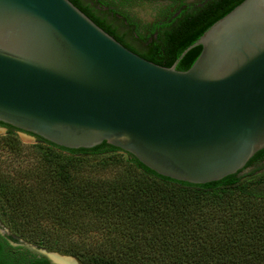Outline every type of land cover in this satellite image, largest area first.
<instances>
[{
    "label": "water",
    "instance_id": "obj_1",
    "mask_svg": "<svg viewBox=\"0 0 264 264\" xmlns=\"http://www.w3.org/2000/svg\"><path fill=\"white\" fill-rule=\"evenodd\" d=\"M0 122L66 148L106 141L180 181L234 174L264 148V0H242L171 66L128 49L70 0H0Z\"/></svg>",
    "mask_w": 264,
    "mask_h": 264
},
{
    "label": "trees",
    "instance_id": "obj_2",
    "mask_svg": "<svg viewBox=\"0 0 264 264\" xmlns=\"http://www.w3.org/2000/svg\"><path fill=\"white\" fill-rule=\"evenodd\" d=\"M70 1L128 49L171 66L242 0H173L179 1L178 14L158 23L155 30L141 28L127 9L138 0ZM200 51V45L190 48L176 68L188 69ZM0 125L7 128L10 142L19 129ZM33 136L44 146L41 185L30 194L32 188L2 179L0 207L17 218L20 227L47 217L70 231L105 226L103 231L112 236L105 244L114 251L90 244L83 251L78 244L66 249L84 264H264V187L260 185L264 173L257 180L245 177L264 168V148L234 174L190 183L160 175L106 141L74 149ZM105 154L109 157L98 166L114 168L113 174L99 175L88 164V169L76 172L84 158Z\"/></svg>",
    "mask_w": 264,
    "mask_h": 264
},
{
    "label": "rangeland",
    "instance_id": "obj_3",
    "mask_svg": "<svg viewBox=\"0 0 264 264\" xmlns=\"http://www.w3.org/2000/svg\"><path fill=\"white\" fill-rule=\"evenodd\" d=\"M0 128H2V131H0V182H3L2 179H6L5 181L12 185H25L29 187V189L32 188L29 190L31 194L41 185V182L39 185L38 182L39 180L41 181L42 176H44V171L43 169L41 170L43 161L40 160L43 155L42 149H44V146L37 141L35 137L19 130L15 132L16 137L11 136L13 138H10L11 140L8 142L7 136L10 134L7 133V128L2 125H0ZM108 157L109 154L95 157L88 156L84 158V163L78 165L76 172H78L81 167L88 169L89 165L94 167L99 175L109 176L113 174L114 168L108 166L102 169L101 166H98L101 159ZM263 173L264 168L254 174L245 175V177L246 179L257 180L262 177ZM36 181L37 185L35 184ZM260 185L264 187V181ZM3 209L5 208L0 207V225L5 228L9 234L29 245L58 252L62 255L72 256L79 264L84 263L66 250L70 244H78V248L82 251L85 250L86 244L100 245L103 246L102 249H105L104 247H106V249L108 247L110 248V246H107L105 243L110 240L112 236L106 235L103 231L106 229L105 226L103 228L100 226L94 227L91 231H88L87 228H81L80 231H70L69 228L61 226L56 218L47 217V220L46 218H37L29 221L27 226L30 227H20L17 218L11 217L8 211L5 209V212ZM34 226L37 231L33 228ZM39 226L41 228H39ZM41 232L45 234V237L40 234ZM39 237L42 239L41 245L38 244ZM103 254L107 255L108 252H104Z\"/></svg>",
    "mask_w": 264,
    "mask_h": 264
},
{
    "label": "flooded vegetation",
    "instance_id": "obj_4",
    "mask_svg": "<svg viewBox=\"0 0 264 264\" xmlns=\"http://www.w3.org/2000/svg\"><path fill=\"white\" fill-rule=\"evenodd\" d=\"M178 4L179 1L173 0H138L127 9L137 17L141 28L155 30L158 23L167 17L170 20L178 14ZM28 245L7 231L0 233V264H53L51 260L31 250ZM75 264L79 263L75 261Z\"/></svg>",
    "mask_w": 264,
    "mask_h": 264
},
{
    "label": "bare ground",
    "instance_id": "obj_5",
    "mask_svg": "<svg viewBox=\"0 0 264 264\" xmlns=\"http://www.w3.org/2000/svg\"><path fill=\"white\" fill-rule=\"evenodd\" d=\"M51 257L55 262H59L61 264H75L74 260L69 257L59 255H51Z\"/></svg>",
    "mask_w": 264,
    "mask_h": 264
}]
</instances>
